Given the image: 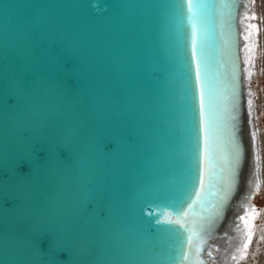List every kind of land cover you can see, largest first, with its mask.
Here are the masks:
<instances>
[{
  "label": "water",
  "instance_id": "95a60500",
  "mask_svg": "<svg viewBox=\"0 0 264 264\" xmlns=\"http://www.w3.org/2000/svg\"><path fill=\"white\" fill-rule=\"evenodd\" d=\"M193 3L0 0V264H177L155 221L177 219L199 170L207 183L194 29L209 143L233 62L240 81L244 163L205 238L213 264L253 154L245 0Z\"/></svg>",
  "mask_w": 264,
  "mask_h": 264
},
{
  "label": "snow or ice",
  "instance_id": "6c2138e0",
  "mask_svg": "<svg viewBox=\"0 0 264 264\" xmlns=\"http://www.w3.org/2000/svg\"><path fill=\"white\" fill-rule=\"evenodd\" d=\"M186 8L191 18L196 17L193 0H186ZM191 51L192 65L194 64L195 69L200 123L204 126L203 137L200 136V161L203 160L204 163L203 165L199 163V169L202 166L203 171L207 173V183H205L204 176L199 170L194 193L179 211H175L177 219L163 222L160 220L155 221L158 224L172 225L171 227L157 229V233L168 242L169 251H172L178 258L177 264H204L200 256L204 251L205 238L212 235L213 230L226 214L230 199L238 181L241 179V170L244 163V149L239 136L241 120L238 65L233 62L222 117L219 122L214 114L211 118V143H209L208 122L204 120L205 89L203 83H201L202 77L204 78V69L201 65V59H196L195 29L193 30ZM248 104H251L250 99ZM208 107L211 110L209 100ZM221 142L222 148L218 146ZM201 147L203 152H201ZM209 148L211 149L210 154L208 152ZM209 158L211 160L210 170L207 164ZM256 187H259L258 183ZM247 199L251 200L253 197L248 196ZM240 219H243V217ZM177 229L179 231H176ZM237 230H240L239 226ZM208 255L211 256V252Z\"/></svg>",
  "mask_w": 264,
  "mask_h": 264
},
{
  "label": "bare ground",
  "instance_id": "6f19581e",
  "mask_svg": "<svg viewBox=\"0 0 264 264\" xmlns=\"http://www.w3.org/2000/svg\"><path fill=\"white\" fill-rule=\"evenodd\" d=\"M241 23L253 154L244 191L226 227L228 235L219 237L213 244V264H264V208L260 209L254 202L256 195L264 190V129L261 127L264 98L252 88L253 80L264 76V0H245ZM248 196L253 199H247Z\"/></svg>",
  "mask_w": 264,
  "mask_h": 264
},
{
  "label": "rangeland",
  "instance_id": "374dc122",
  "mask_svg": "<svg viewBox=\"0 0 264 264\" xmlns=\"http://www.w3.org/2000/svg\"><path fill=\"white\" fill-rule=\"evenodd\" d=\"M259 79V80H258ZM252 88L258 93V95L264 98V76H258L253 80ZM264 108V105H263ZM261 127L264 129V113L261 118ZM255 204L260 208H264V190L261 193L257 194L254 199Z\"/></svg>",
  "mask_w": 264,
  "mask_h": 264
}]
</instances>
